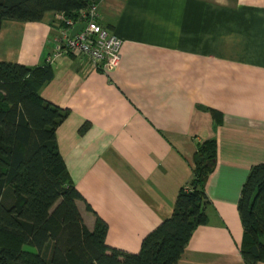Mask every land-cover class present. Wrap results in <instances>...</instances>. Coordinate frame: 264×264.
Instances as JSON below:
<instances>
[{
  "label": "crops",
  "instance_id": "crops-1",
  "mask_svg": "<svg viewBox=\"0 0 264 264\" xmlns=\"http://www.w3.org/2000/svg\"><path fill=\"white\" fill-rule=\"evenodd\" d=\"M98 8L99 23L122 38L118 67L93 70L63 56L39 90L69 111L57 140L86 225L101 218L109 246L139 252L192 180L199 144L215 139L208 222L176 264H247L238 202L251 167L264 162V0H101ZM64 18L5 20L0 61L45 64Z\"/></svg>",
  "mask_w": 264,
  "mask_h": 264
},
{
  "label": "trees",
  "instance_id": "trees-1",
  "mask_svg": "<svg viewBox=\"0 0 264 264\" xmlns=\"http://www.w3.org/2000/svg\"><path fill=\"white\" fill-rule=\"evenodd\" d=\"M100 1L0 0V29L5 20L37 22L48 12L76 20L82 9ZM53 78L48 62L0 61V264H176L196 228L208 222L206 183L216 164V140L199 144L192 180L180 189L172 215L143 239L140 251L111 247L105 221L98 217L93 230L86 225L78 205L84 197L58 146L57 129L69 111L39 93ZM210 111L220 123L222 112ZM238 211L243 258L247 264H264V162L251 167Z\"/></svg>",
  "mask_w": 264,
  "mask_h": 264
},
{
  "label": "built area",
  "instance_id": "built-area-1",
  "mask_svg": "<svg viewBox=\"0 0 264 264\" xmlns=\"http://www.w3.org/2000/svg\"><path fill=\"white\" fill-rule=\"evenodd\" d=\"M98 18V3L82 9L76 20L64 18L66 28L55 36L47 62L53 64L60 57L73 56L86 59L90 69L115 70L120 63L122 38L103 27ZM81 23L85 26L71 36L70 30Z\"/></svg>",
  "mask_w": 264,
  "mask_h": 264
},
{
  "label": "water",
  "instance_id": "water-1",
  "mask_svg": "<svg viewBox=\"0 0 264 264\" xmlns=\"http://www.w3.org/2000/svg\"><path fill=\"white\" fill-rule=\"evenodd\" d=\"M85 26V23H81L79 25H77L73 31H72V34L71 36H74L79 30H81L83 27ZM213 164V163H212Z\"/></svg>",
  "mask_w": 264,
  "mask_h": 264
},
{
  "label": "rangeland",
  "instance_id": "rangeland-1",
  "mask_svg": "<svg viewBox=\"0 0 264 264\" xmlns=\"http://www.w3.org/2000/svg\"><path fill=\"white\" fill-rule=\"evenodd\" d=\"M25 249L26 250H29V251H36L37 249H35L33 246H30V245H26L25 246Z\"/></svg>",
  "mask_w": 264,
  "mask_h": 264
}]
</instances>
